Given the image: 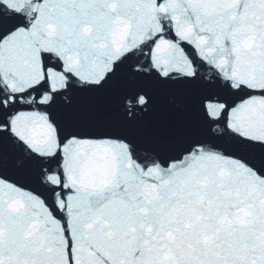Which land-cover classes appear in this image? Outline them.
Wrapping results in <instances>:
<instances>
[{"label":"snow or ice","instance_id":"6c2138e0","mask_svg":"<svg viewBox=\"0 0 264 264\" xmlns=\"http://www.w3.org/2000/svg\"><path fill=\"white\" fill-rule=\"evenodd\" d=\"M0 264H264V0H0Z\"/></svg>","mask_w":264,"mask_h":264}]
</instances>
